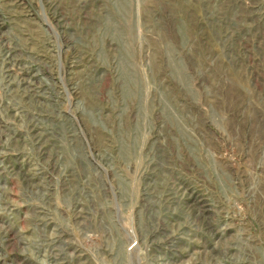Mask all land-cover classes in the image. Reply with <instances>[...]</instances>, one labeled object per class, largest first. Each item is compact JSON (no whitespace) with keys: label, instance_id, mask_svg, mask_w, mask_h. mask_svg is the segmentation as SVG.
<instances>
[{"label":"rangeland","instance_id":"1","mask_svg":"<svg viewBox=\"0 0 264 264\" xmlns=\"http://www.w3.org/2000/svg\"><path fill=\"white\" fill-rule=\"evenodd\" d=\"M0 264H264V0H0Z\"/></svg>","mask_w":264,"mask_h":264}]
</instances>
